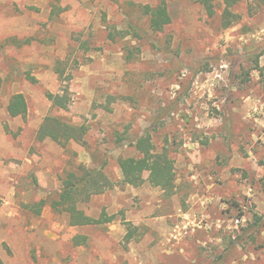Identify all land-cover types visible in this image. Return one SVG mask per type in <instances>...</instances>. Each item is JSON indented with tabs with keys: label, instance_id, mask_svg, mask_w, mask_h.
Masks as SVG:
<instances>
[{
	"label": "rangeland",
	"instance_id": "rangeland-1",
	"mask_svg": "<svg viewBox=\"0 0 264 264\" xmlns=\"http://www.w3.org/2000/svg\"><path fill=\"white\" fill-rule=\"evenodd\" d=\"M161 1L0 0V264H264V0H237L228 28L221 0L212 17L164 0L153 33L140 7ZM63 90L69 109H53ZM48 116L83 142L37 141ZM144 136L173 162L171 194L122 183ZM79 166L112 189L74 227L52 203Z\"/></svg>",
	"mask_w": 264,
	"mask_h": 264
},
{
	"label": "trees",
	"instance_id": "trees-1",
	"mask_svg": "<svg viewBox=\"0 0 264 264\" xmlns=\"http://www.w3.org/2000/svg\"><path fill=\"white\" fill-rule=\"evenodd\" d=\"M219 0H195L201 5L207 15H214L216 2ZM226 8L224 10L223 20L225 27L231 26V21L227 18H237L232 15L229 9L237 2V0H221ZM142 14L147 17L149 30L153 33H161L165 27L170 25L171 18L168 13L167 5L162 0L156 7L142 6L140 7ZM56 65V73L61 76V71ZM261 75L264 78V68L261 69ZM52 108L67 111L70 106V97L67 90H63L62 94L48 95ZM8 116L12 119L24 117L27 113V103L23 95L17 94L11 97L7 106ZM87 134L85 126H73L60 118L48 116L46 117L36 133V139L39 142L51 140L59 145L65 146L70 142L82 143ZM135 149L142 155L140 158L119 159L118 166L122 176V183L132 187H139L148 182L152 187L160 188L165 193L171 194L174 189V166L173 162L168 158L165 152L154 153L153 147L148 136L140 138L135 143ZM148 174L147 179L144 178ZM112 189V185L106 178L102 169H87L79 166L76 173H69L62 180V188L58 195V199L52 203L55 211L67 214L70 219L71 226H86L95 224L94 221L82 215L77 205L89 201L92 197L102 195ZM40 203V207L43 206ZM260 219V218H259ZM83 237L74 238L77 245L84 242Z\"/></svg>",
	"mask_w": 264,
	"mask_h": 264
}]
</instances>
